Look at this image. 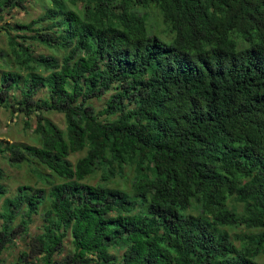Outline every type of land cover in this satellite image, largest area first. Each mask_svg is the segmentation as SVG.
I'll list each match as a JSON object with an SVG mask.
<instances>
[{
    "label": "trees",
    "instance_id": "16d2710c",
    "mask_svg": "<svg viewBox=\"0 0 264 264\" xmlns=\"http://www.w3.org/2000/svg\"><path fill=\"white\" fill-rule=\"evenodd\" d=\"M30 8L0 27V103L36 124L0 141L31 178L8 195L0 167V264L17 239L22 264H264V0H0V22Z\"/></svg>",
    "mask_w": 264,
    "mask_h": 264
},
{
    "label": "rangeland",
    "instance_id": "374dc122",
    "mask_svg": "<svg viewBox=\"0 0 264 264\" xmlns=\"http://www.w3.org/2000/svg\"><path fill=\"white\" fill-rule=\"evenodd\" d=\"M30 15H25L23 10L13 9L10 12H4V21L0 22V27H4L5 24L14 25L15 23H28L32 20L36 19L39 14L38 9H29ZM150 22L153 24L152 30L153 33H156L158 36H163L162 30L164 26L158 18H156L155 14L152 13V18ZM15 33V32H13ZM18 34V33H16ZM166 38H170L169 35H164ZM0 49H7V39L5 36V31L0 30ZM1 64V63H0ZM46 117L52 121L55 125H57L60 129L64 128V118L61 114L58 113H46ZM31 126L25 132L23 130L24 125L22 122V118L19 117L17 114H11L10 111L6 110L3 105L0 103V141L4 145H10L13 143H21L25 142L31 144L30 136L31 130L36 127L34 119H31ZM81 157V154H74L70 156V161H75ZM0 167L5 172V180L3 184L8 189V195L14 192L18 186L24 185L30 178V173L28 168L22 167L20 169L11 167L8 163L0 160ZM98 177L90 178L89 181L94 183ZM29 182V181H28ZM27 182V183H28ZM34 181L32 180L33 184ZM2 200H0V212H2ZM1 224V221H0ZM41 227V218L39 216L33 217V223L29 228L30 236L38 234L40 232ZM28 239V237H27ZM25 239H17L13 246H11L7 251H5L1 257L2 263L1 264H22L19 261V256L22 251H25ZM62 256L59 257V259Z\"/></svg>",
    "mask_w": 264,
    "mask_h": 264
}]
</instances>
